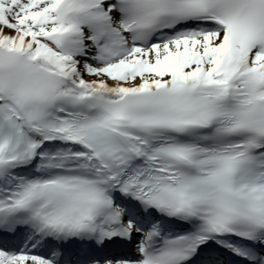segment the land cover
Segmentation results:
<instances>
[{
	"label": "bare ground",
	"instance_id": "bare-ground-1",
	"mask_svg": "<svg viewBox=\"0 0 264 264\" xmlns=\"http://www.w3.org/2000/svg\"><path fill=\"white\" fill-rule=\"evenodd\" d=\"M53 1L54 5L58 7V10L54 11L55 15H61L64 8L68 7L69 12L65 15V20L75 18L77 22L79 20L82 25L88 26L87 30L91 32L88 38L90 43L88 44L93 47L99 41H112L115 38L112 27L108 23L110 12L106 13L101 8H92L93 5L88 3L87 0ZM85 2L87 3L84 4ZM30 4L35 7L40 5L37 1L30 2ZM78 5L87 6L89 10L76 15L73 8L78 7ZM70 10H72V13ZM24 30L26 32L22 34ZM101 31L106 32L105 37L98 36ZM32 33L30 29L25 27L12 30L7 28L4 23H0V55H17L40 65L49 74L55 75V77L49 76L53 80H57V92L72 94L78 98L97 96L110 100L115 99V97L125 96V94H136L137 92L164 88L174 81H190L195 76H201L204 71L212 73L218 64L217 62L223 48V33L212 30L203 38H193L188 50L181 47L175 49L169 44H161L156 46V48H136L129 58H124V61H115L103 67L102 70L82 68L79 71L75 63L66 64L61 60H57L59 51L43 39L42 33L41 37L30 39ZM81 45L88 47L84 37H82ZM194 52L201 53L203 59L209 54L211 56L205 59L203 64L199 65L194 63ZM135 60H143L145 64L151 67L152 72L148 75H141L135 71V73H130L123 79L124 71L135 69ZM262 62H264V58L258 59L255 56L253 59V65L256 64L258 68H260ZM184 64L188 65V67H185ZM19 103L21 102L15 104L10 100L9 94L0 88L1 179H5L8 169L29 164L33 157H37V155L51 149L44 145V140H53V148H63L67 153L69 151L77 152L80 157L84 158V163L91 160L93 154L86 146L71 143L70 140L49 131L45 126L41 125L43 120L34 116L32 107L21 103L24 105L22 107ZM56 151L57 149L54 152ZM25 262L23 260L18 264ZM13 263L15 261L11 264Z\"/></svg>",
	"mask_w": 264,
	"mask_h": 264
},
{
	"label": "rangeland",
	"instance_id": "rangeland-1",
	"mask_svg": "<svg viewBox=\"0 0 264 264\" xmlns=\"http://www.w3.org/2000/svg\"><path fill=\"white\" fill-rule=\"evenodd\" d=\"M22 2H23V0H22ZM23 9H24V7H22V6H17V8H16V12L14 13L16 16H20L21 14H23V13H21V11H23ZM21 13V14H20ZM17 20H18V18H17ZM82 64H83V66H85V68H88V67H91L92 65H91V63L90 62H88V61H83L82 62ZM82 64H81V67L79 68V69H82L83 68V66H82Z\"/></svg>",
	"mask_w": 264,
	"mask_h": 264
}]
</instances>
